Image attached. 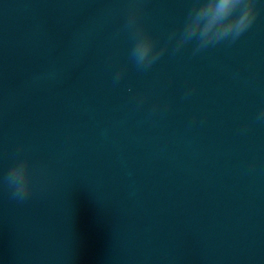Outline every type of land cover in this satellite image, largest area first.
Instances as JSON below:
<instances>
[{"label": "clouds", "instance_id": "1", "mask_svg": "<svg viewBox=\"0 0 264 264\" xmlns=\"http://www.w3.org/2000/svg\"><path fill=\"white\" fill-rule=\"evenodd\" d=\"M258 14L257 0H197L177 37L176 50L195 40L194 51L198 52L223 42H235L253 24ZM140 9L133 8L125 23V28L133 34L134 43L129 58L138 70L147 71L160 58L163 49H157L155 38L139 24ZM123 70L117 72L113 80L119 82ZM257 119H264L261 112ZM11 199L26 201L33 191V174L27 157L18 159L4 176Z\"/></svg>", "mask_w": 264, "mask_h": 264}]
</instances>
